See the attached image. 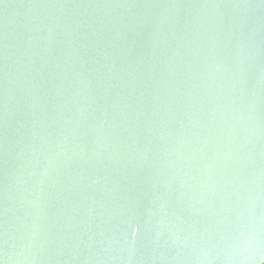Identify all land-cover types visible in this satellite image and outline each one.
<instances>
[{
    "label": "water",
    "instance_id": "1",
    "mask_svg": "<svg viewBox=\"0 0 264 264\" xmlns=\"http://www.w3.org/2000/svg\"><path fill=\"white\" fill-rule=\"evenodd\" d=\"M264 261V0H0V264Z\"/></svg>",
    "mask_w": 264,
    "mask_h": 264
},
{
    "label": "built area",
    "instance_id": "2",
    "mask_svg": "<svg viewBox=\"0 0 264 264\" xmlns=\"http://www.w3.org/2000/svg\"><path fill=\"white\" fill-rule=\"evenodd\" d=\"M260 264H264V261L262 263H260Z\"/></svg>",
    "mask_w": 264,
    "mask_h": 264
}]
</instances>
